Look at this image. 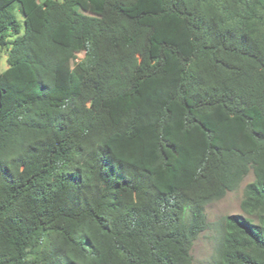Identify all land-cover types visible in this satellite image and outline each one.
<instances>
[{
  "label": "trees",
  "instance_id": "16d2710c",
  "mask_svg": "<svg viewBox=\"0 0 264 264\" xmlns=\"http://www.w3.org/2000/svg\"><path fill=\"white\" fill-rule=\"evenodd\" d=\"M0 46V264H191L250 171L216 263L264 264V0H0Z\"/></svg>",
  "mask_w": 264,
  "mask_h": 264
},
{
  "label": "rangeland",
  "instance_id": "374dc122",
  "mask_svg": "<svg viewBox=\"0 0 264 264\" xmlns=\"http://www.w3.org/2000/svg\"><path fill=\"white\" fill-rule=\"evenodd\" d=\"M16 6H18L16 4ZM19 19H23L22 14L16 9ZM8 49L0 46V72H2L7 64ZM79 57L83 56L82 52L78 53ZM72 63L70 62V65ZM254 175L250 171L240 183L239 187L234 191H229L223 198L213 201L206 205L205 213L209 222V227L201 232L193 243L191 249V264H217L216 263V238L217 223L223 218L231 214L245 215L241 209V201L244 197L246 185L253 181Z\"/></svg>",
  "mask_w": 264,
  "mask_h": 264
}]
</instances>
